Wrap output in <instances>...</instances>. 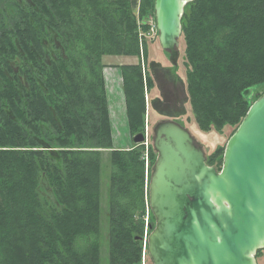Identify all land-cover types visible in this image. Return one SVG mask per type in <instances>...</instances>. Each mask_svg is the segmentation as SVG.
<instances>
[{
	"label": "trees",
	"instance_id": "obj_1",
	"mask_svg": "<svg viewBox=\"0 0 264 264\" xmlns=\"http://www.w3.org/2000/svg\"><path fill=\"white\" fill-rule=\"evenodd\" d=\"M154 6L0 0V264H102L105 241L107 264H153L149 183L157 154L145 144L115 147L104 69L108 58L136 59L111 62L121 73L129 134H145L155 82L142 19ZM181 22L196 122L232 136L264 95L249 98L264 85V0H193ZM105 151L112 170L103 236ZM224 152L207 164L220 171Z\"/></svg>",
	"mask_w": 264,
	"mask_h": 264
},
{
	"label": "water",
	"instance_id": "obj_2",
	"mask_svg": "<svg viewBox=\"0 0 264 264\" xmlns=\"http://www.w3.org/2000/svg\"><path fill=\"white\" fill-rule=\"evenodd\" d=\"M193 0H155L159 42L179 59L184 7ZM157 158L149 183L155 226L147 243L153 264H258L264 248V95L229 138L220 171L174 120L153 128ZM143 144L146 135L134 136Z\"/></svg>",
	"mask_w": 264,
	"mask_h": 264
},
{
	"label": "rangeland",
	"instance_id": "obj_3",
	"mask_svg": "<svg viewBox=\"0 0 264 264\" xmlns=\"http://www.w3.org/2000/svg\"><path fill=\"white\" fill-rule=\"evenodd\" d=\"M28 2H30V0H28ZM138 5L137 13L138 10H140V3ZM142 22L148 26V29L145 32L147 33V40L150 44L149 64L155 82V88L151 93L149 95L146 93L147 115L145 132H148V136L145 141V147L148 148L151 146L153 148V128L157 122L174 120L189 130L196 142L203 148L207 159L219 148L224 147L225 150L233 129H224L223 133L216 131L207 132L201 129L196 122L191 105L188 101L185 76L186 69L182 60L184 50L182 43H180L179 47L180 55L178 62L177 64H173L170 59V54L163 50L160 45L158 29L156 27L155 11L148 10L146 16L143 17ZM107 60L109 61H105L107 67L104 69V76L106 79L110 115L114 129V145L117 148H131L136 143L129 134L127 127L125 100L122 92V77L120 70L113 67L114 64L111 60L116 63H121L123 61L126 63H132L135 62L136 59L132 57H127L126 59L123 57H113L108 58ZM263 91L264 85L249 95V98H256ZM148 117L151 123L150 125L147 124ZM147 150L148 149H146V151ZM102 163V231L103 236H106V232H108L107 204L109 175L112 170L108 151L104 152ZM101 256L102 264H107L108 248L106 241L105 243L103 242ZM256 260L258 264H264V248L258 251L256 254ZM142 264H144V258Z\"/></svg>",
	"mask_w": 264,
	"mask_h": 264
}]
</instances>
